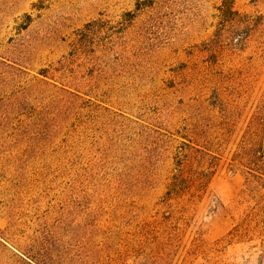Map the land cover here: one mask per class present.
I'll use <instances>...</instances> for the list:
<instances>
[{"label":"rangeland","instance_id":"374dc122","mask_svg":"<svg viewBox=\"0 0 264 264\" xmlns=\"http://www.w3.org/2000/svg\"><path fill=\"white\" fill-rule=\"evenodd\" d=\"M229 1L243 46L224 0H0V264H264V0Z\"/></svg>","mask_w":264,"mask_h":264},{"label":"trees","instance_id":"16d2710c","mask_svg":"<svg viewBox=\"0 0 264 264\" xmlns=\"http://www.w3.org/2000/svg\"><path fill=\"white\" fill-rule=\"evenodd\" d=\"M219 23L220 26H226V24H233L237 23L241 25L242 30L241 34H239L238 37L232 38V43L234 46H243L244 42L247 40L250 32L253 29V26L256 25L254 23V19L248 16L241 15L237 10L234 9V6L232 2L229 0H224L223 4L219 7ZM220 31L224 30V28L221 29ZM237 32V31H235ZM259 133V132H255ZM261 149V147H259ZM253 149L256 148H243V151L240 153H237V157L246 158V160H241L243 161V165L250 171L251 174L256 175V174H261L264 175L262 171H264V155L263 153L256 149L255 154L251 153ZM198 187H202L204 180L202 174H200V177H198V182H196Z\"/></svg>","mask_w":264,"mask_h":264}]
</instances>
